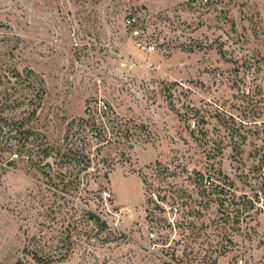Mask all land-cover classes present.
<instances>
[{"label":"rangeland","instance_id":"1","mask_svg":"<svg viewBox=\"0 0 264 264\" xmlns=\"http://www.w3.org/2000/svg\"><path fill=\"white\" fill-rule=\"evenodd\" d=\"M263 133L264 0H0V264H264Z\"/></svg>","mask_w":264,"mask_h":264},{"label":"trees","instance_id":"2","mask_svg":"<svg viewBox=\"0 0 264 264\" xmlns=\"http://www.w3.org/2000/svg\"><path fill=\"white\" fill-rule=\"evenodd\" d=\"M16 101H18V99L16 98H13V99L5 98L2 100L1 103L4 106L5 105L11 106ZM34 111H35V108H32L31 112L33 113ZM84 113H85V116L79 117L76 120V123L74 119L71 120L77 126L76 130H73V133L74 131H77L78 133L79 129H82V130L83 128L85 129L88 123L94 125L95 123H97V121H100V123L108 122V124L104 123L101 125V128L102 130H104V132H100L99 136H95L97 137V140H98L95 146V150L97 152L105 144H108L109 142H111L112 137H116L119 140L127 139L125 138V135L128 132L127 131L128 128L122 127L121 125H118L117 123L114 124V119L117 117V114L113 110L111 104L108 101L102 100L101 102H98L97 99L95 98H87ZM28 114L31 115L30 111ZM103 118L105 119V121L103 120ZM22 122H21V125L23 126ZM70 128H72V126ZM106 128H107V131L109 130L107 134L105 133ZM68 131L70 133V130ZM24 132L27 135H29L30 133H32V128L31 127L25 128ZM263 140H264V133H263ZM61 149H62L61 146L54 147L53 145H51L50 142H46L42 151L45 156H49L51 154V151L56 152V154L59 153L61 154V156L66 157V159H68L70 163H73V165H76V166L81 165V169H84V170L88 169L90 165L92 164V160H93L92 153H90L89 151H85L82 148H76V146L75 147L69 146L68 148L63 149L62 151ZM59 175L61 177L59 178V181L56 184L58 185V183L61 182L62 189H65L66 191H70L71 189H74L76 187L77 182H73L71 180H67L66 182H64V177H65L64 173L60 172ZM103 177L106 181H108V171H105L103 173ZM262 185L264 186V178L262 180ZM87 214L90 219H94V220L96 219V221L99 220L97 215L92 210H87ZM101 223L104 224V221H101ZM34 257L37 261H41V262H49L50 260L48 258H42L41 256H38L37 254H34ZM215 261H216V257L210 262V264H214Z\"/></svg>","mask_w":264,"mask_h":264}]
</instances>
